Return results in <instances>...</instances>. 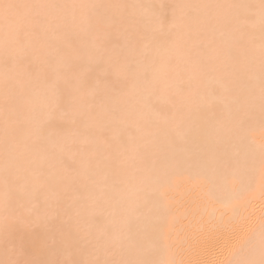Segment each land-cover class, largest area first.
<instances>
[{
  "label": "bare ground",
  "instance_id": "6f19581e",
  "mask_svg": "<svg viewBox=\"0 0 264 264\" xmlns=\"http://www.w3.org/2000/svg\"><path fill=\"white\" fill-rule=\"evenodd\" d=\"M3 2L0 264H262L261 0Z\"/></svg>",
  "mask_w": 264,
  "mask_h": 264
},
{
  "label": "snow or ice",
  "instance_id": "6c2138e0",
  "mask_svg": "<svg viewBox=\"0 0 264 264\" xmlns=\"http://www.w3.org/2000/svg\"><path fill=\"white\" fill-rule=\"evenodd\" d=\"M262 6H264V0H261ZM20 7H29L28 5H18L14 3H6L3 2V0H0V14L4 16V18L7 20L11 16V14L14 12V10L20 8ZM31 7H46L45 5H33ZM264 264V262H262Z\"/></svg>",
  "mask_w": 264,
  "mask_h": 264
}]
</instances>
